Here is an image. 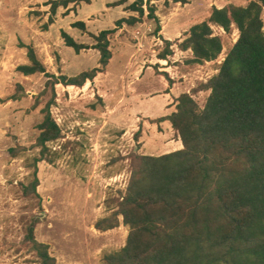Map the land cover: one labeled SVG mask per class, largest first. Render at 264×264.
Instances as JSON below:
<instances>
[{
    "label": "rangeland",
    "instance_id": "1",
    "mask_svg": "<svg viewBox=\"0 0 264 264\" xmlns=\"http://www.w3.org/2000/svg\"><path fill=\"white\" fill-rule=\"evenodd\" d=\"M50 1L0 0V264H38L25 241L34 217L41 219L36 238L49 245L57 264H104L107 254L126 245L129 227L121 216L115 228L104 231L97 224L118 210L134 157L175 151L174 147L154 151L157 145L176 143L171 139V122L157 119L176 110L183 92L202 87L219 72L239 30L233 25L226 33L213 25L223 52L217 61L188 76L187 69L198 65L186 64L188 54L179 43L193 25L210 17L213 7L247 5L252 0H159L158 34L147 6L143 23L119 26L110 36L112 59L95 81L84 87L56 86L52 113L62 137L49 143L46 159L38 164L37 198L25 196L22 188L32 181V165L40 156L39 125L51 92L41 95L48 79L44 73L25 75L18 70L30 63L28 46L35 48L48 72L75 77L99 67L101 54L93 48L77 53L67 46L63 31L91 46L96 43L94 35L116 28L123 18L138 16L127 10L133 0L121 6H114L119 0L76 1L55 14ZM80 21L85 29L75 26ZM167 38L172 39L175 53L162 62L158 55ZM19 85L21 96L12 100ZM209 94H197L201 107ZM12 148H19V154L14 156Z\"/></svg>",
    "mask_w": 264,
    "mask_h": 264
},
{
    "label": "trees",
    "instance_id": "2",
    "mask_svg": "<svg viewBox=\"0 0 264 264\" xmlns=\"http://www.w3.org/2000/svg\"><path fill=\"white\" fill-rule=\"evenodd\" d=\"M91 0H52L53 13L71 2ZM131 0H119L121 6ZM156 1L133 0L127 10L137 13L117 22L114 29L94 35L96 43H78L63 31L67 46L77 53L96 49L100 66L75 77L48 72L35 48L28 46L30 63L18 67L25 75L44 73L47 82L41 95L51 92L39 125L36 146L40 156L33 162L32 181L23 185V194L40 198L38 164L44 161L49 143L62 137L54 118L57 103L56 86L84 87L95 81L109 65L113 53L110 36L124 23L136 26L148 19L157 22L156 34L162 31ZM181 0H178V2ZM264 0L247 5L230 4L213 7L210 17L193 25L179 49L191 50L187 65H204L217 61L223 42L213 25L230 33L232 26L239 38L221 63L219 72L202 87L183 92L176 110L157 122L170 121L181 138L183 148L162 155H137L132 161V174L114 217L100 220L99 229L119 226L120 219L129 227L126 245L107 254L104 264H264ZM51 22H53L51 18ZM85 29V23H75ZM158 55L169 61L174 55L173 41ZM172 82V81H171ZM22 86L11 97L18 100ZM210 91L203 107L197 94ZM136 139L139 136L136 134ZM139 141V140H138ZM14 156L20 149L12 148ZM41 222L34 217L27 228L25 241L36 253L38 264H57L48 244L36 238ZM109 222L108 224H103Z\"/></svg>",
    "mask_w": 264,
    "mask_h": 264
},
{
    "label": "crops",
    "instance_id": "3",
    "mask_svg": "<svg viewBox=\"0 0 264 264\" xmlns=\"http://www.w3.org/2000/svg\"><path fill=\"white\" fill-rule=\"evenodd\" d=\"M164 33H165V30L163 31ZM163 33V34H164ZM168 40H170V41H172V39H170V38H167ZM174 50V49H173ZM182 51V50H181ZM175 52V51H174ZM187 54H188V56H187V60L188 59H190V58H192L193 57V53H192V51L191 50H189V51H187ZM160 61H162V62H167V60H160ZM213 62H215V61H212V62H206L207 64H211V63H213ZM203 66L202 65H198V67H194V68H192V69H187V72L189 71V73H187V75L186 76H188V75H190V74H192V73H194V72H197V71H199V68H202ZM174 85L177 87V85H178V83H174ZM171 90H173V89H171ZM174 90H175V88H174ZM172 126V125H171ZM171 130H172V137H171V139L172 140H175L176 141V143H175V145H169V146H164V145H157L156 147H155V150L154 151H161V150H165V149H168V148H170V147H174L175 148V150H179V149H181V148H183V143H182V140H181V138L177 135V133L174 131V129H173V127H171ZM171 132V131H170ZM154 151H152V153H156V152H154Z\"/></svg>",
    "mask_w": 264,
    "mask_h": 264
}]
</instances>
